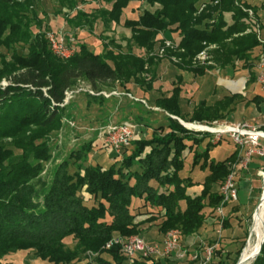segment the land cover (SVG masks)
<instances>
[{"label":"trees","instance_id":"trees-1","mask_svg":"<svg viewBox=\"0 0 264 264\" xmlns=\"http://www.w3.org/2000/svg\"><path fill=\"white\" fill-rule=\"evenodd\" d=\"M58 1L59 6L68 8L64 13L67 25L100 21L107 28L113 23L126 28L129 36L124 44L113 38L104 41L100 53L77 40L72 45L74 53L64 59L49 47L45 35L52 30L38 13L40 0H0V47L11 55L6 61L0 52V80H8L0 85V138L11 139L10 144L0 145V264L23 251H32L36 258L51 264L79 263L88 260L89 253L96 254L93 261L97 264H170L129 259L119 245L104 246L116 235H140L143 223L156 220H160L161 234L178 229L180 237L196 235L205 222V209L215 214L222 202L223 196L215 188L230 173L229 164L236 161L238 149L214 160L210 150L222 138L213 144L211 133L188 129L167 116V123L153 127L149 138L135 136L121 154H109L115 161L110 167L87 163L81 170L92 152L88 141L78 153L76 159L83 160L77 162L75 172L68 170L67 161L58 165L47 181L39 177L41 162L50 155L45 134L73 117L76 104L61 103L65 90L79 81L96 92L101 86L111 89L116 85L127 93L131 85L152 90L158 60L138 51L148 53L165 39L176 45L174 50L166 49V55L177 56L184 66L214 45L209 51L211 58L206 59L212 65L194 68L198 74L205 68H233L239 62L251 68L254 60L264 55V43L257 37V29L264 33V16L260 15L264 0H94L100 6L91 12L78 10V0ZM135 2L143 7L130 19L126 13ZM70 10L75 13L71 15ZM168 32L176 33L177 39L168 38ZM256 49L260 54L253 57ZM178 94L179 88H174L171 96L157 99L156 106L187 123L224 120L240 97L224 96L213 105L201 101L190 117H184ZM83 95L88 104L105 99L100 94ZM254 101L264 102L259 97ZM187 153L191 154L190 170L197 167L205 173L199 183L181 174ZM198 184L200 190L190 194L188 189ZM141 214L149 217L138 220ZM223 224L227 226V220ZM240 252L241 248L228 259L217 250V261L202 264H236ZM252 264H264V242Z\"/></svg>","mask_w":264,"mask_h":264},{"label":"rangeland","instance_id":"rangeland-1","mask_svg":"<svg viewBox=\"0 0 264 264\" xmlns=\"http://www.w3.org/2000/svg\"><path fill=\"white\" fill-rule=\"evenodd\" d=\"M88 1L89 0H82L84 4H87ZM58 3H59L58 0H40V3H38L39 15L42 17L44 23H46L47 25L48 24L50 25L51 30L54 33H57L58 28L62 26V22H63L64 15H65L64 13H68V8L66 6L61 7L59 6ZM79 3H80V0L77 1V4ZM139 3L135 2L130 5L126 13L128 18L135 19L138 16L139 11L143 7L142 6L143 4L141 3L139 4ZM95 5L100 6L99 3L98 4L95 3ZM92 8L93 7L91 8L87 7L88 9L87 11L91 12L93 10ZM56 11L59 12L58 15L56 14ZM44 12L45 14L46 13L47 14L45 15ZM248 15L252 16L249 11H248ZM260 15L264 16L262 11H260ZM227 20L230 22L228 14H227ZM66 24L67 23H65V27L63 28V31L61 32L64 36L66 35L65 37L69 39L70 41L69 43L71 45L75 44L77 40H80L81 42L83 41L87 44L88 49L93 50L97 53H100L102 51V44L104 41L110 38H113L115 43L124 44L125 39L129 36V31L126 28L122 27L121 25H116L113 23H111L107 28L99 24L98 21H95L93 25L83 24L81 26H75V25L67 26ZM88 26H91V28L88 29ZM80 31L82 32L80 33ZM262 35L264 37V33H262ZM167 37L173 40L177 39L176 33H172V32H168ZM214 48H215L214 45L208 46L207 48L203 50V53L200 55V57L203 60H206L207 58H211L209 51H211ZM1 51L6 55L5 60L9 61L11 55L9 53H6V50L3 47H0V52ZM23 52H26V50H24ZM259 54H260L259 49H256L253 52V57ZM2 57L3 56H1L0 59H3ZM175 57L178 58L177 56ZM237 64L238 65H236V67H240V62ZM253 65H255V67L257 68L258 58L254 60ZM157 71H158L157 74L159 75L157 76L155 80V84H154L155 87L161 88V91H169L171 89L172 84L174 83L170 62L167 59H164L163 64L159 65ZM246 73H247V70H243L240 68L236 70V72L234 73H231V72L230 73L228 72L227 73L225 72L216 73V71H214V74H212V72L208 71L205 77L201 78L202 80L201 83L203 84V88L201 87V92H207L209 94L212 92L214 87H216L217 92H221L223 89L222 81H225L228 84L229 83L232 85L239 84L240 86H242V83L241 84L238 83V79L241 78L242 76H245ZM230 78L233 80L229 81L231 80ZM7 82L8 80H6L5 78H2L0 80V85H5L7 84ZM247 87L248 86H246V88ZM99 89H102V90L99 92H96L90 87L89 84H87L84 81H79L73 88H70L72 95L69 97L68 99L69 101L67 100V102L69 103L70 101H73L76 104V107L73 112V117L64 119L63 124L61 125L60 128H58L57 130L55 129V130L49 131L45 134V137H46L45 142H46V145L49 147L48 152L50 155L48 159L43 160L41 162L42 169L39 173L40 179L42 180L44 179L48 181L51 178V175L53 171L57 168V166L60 164H65L67 163V161L69 162L68 170L71 173L75 172L76 166L78 165L77 162L80 160L81 161L83 160L82 158H80L79 160L76 159L79 156L78 153L81 154V151H82L81 146L87 143L88 141H91V144H92L91 151L92 152L89 154L88 161L82 162L81 170H82V167L87 163L98 165L102 167L103 169L108 168L115 163V161L109 157V154L113 152L111 150L108 151L107 149L101 148L99 141H98V136H97V133H98L97 128L100 125L106 124L107 122L97 125V123L95 124V121H94L93 126L91 125L89 127L88 126L83 127V125H87V124H84V122H87V121H81V119L79 118V115H81L83 111H86V110H83V108L85 109L86 106L81 105L83 99L85 98V96L83 95L84 92L89 93V90H92L94 92V94L92 95L100 94L103 96H105L103 93L109 94V96L110 95L112 96V94H114L113 93L114 90L112 88L110 89L107 86H101V88ZM130 93L134 96H137L139 100L142 98L140 96L143 95L142 90L133 85H131L130 87ZM153 93L151 94L152 97H154ZM109 96H105V97H109ZM124 97L130 99L129 95L124 96ZM145 99L148 101L147 103L148 106H151V100H152L151 97L146 95ZM134 103H136L137 106H139V108L143 107V105L140 102H134ZM253 109H254V106L245 105V101L243 100L238 101L235 105V111L233 112V114L228 116L227 123L248 122V123H253V124L263 126L264 125V117H263L264 115L261 113H257V114L254 113L252 111ZM123 112H126V109ZM127 112L133 115L136 111L132 108L129 110L127 109ZM118 113L122 114V110L119 111ZM155 114L159 116L157 117L158 119H155V124L158 123L159 120H161L163 124L167 123L168 119L164 115L157 113V112H155ZM141 135H142V132H141ZM211 141L214 144L217 142V139L214 138V136L212 135ZM10 143H11L10 138H0V145H7ZM233 147H234V144L231 141V139L228 136H224L222 137V140L219 143H216L215 145L212 146L210 150V156L214 160L223 159L232 151ZM186 155L189 160L190 155L189 154H186ZM259 160L261 161L260 162L261 168L258 169L255 172V174L251 176L254 181V184L258 186L257 188L258 190L253 191L252 195H250L249 201L245 200L243 211H245L246 216L253 210V207H255L257 203H259V200H260V197L263 191V179H262V176L259 174V171L260 170L264 171V157H260ZM189 164L190 163L188 162L185 167V170L182 171L181 174H189L192 176V179L194 182H197V183L201 182V179L205 173L200 171L197 167L190 170ZM237 188H238L237 189L238 194L240 195L243 188L241 185H239V187ZM198 189L199 187L195 185L193 187H190L188 189V192L190 194H193L194 192L197 193L199 191ZM82 191H83L82 192L83 198L87 199L89 197L88 194L84 191V189H82ZM257 208L258 206L256 207V209ZM136 212H141V211L137 210ZM252 215L249 214L247 217H244L245 218L244 223L234 224L233 230L230 233L231 236L229 237L225 236V239H229L226 244H221V241L217 243H214V242L212 243L210 241L211 243H209L205 239L203 240L204 241L203 244L202 243L198 244V242H196L194 247L192 246L193 251L192 250L188 251L187 246H184V242L182 241V239H180V246L182 247V249L184 250L186 249L185 251L186 254H185V257H183L182 259L174 263L188 264V262L191 261L192 259L195 261L194 264H201L203 262H207L211 260L217 261L218 258H220V256L218 253H215L216 249H220V253L222 254V256L228 255L229 257L228 259L234 258L235 252L239 248H241V251L243 252L242 249H244L249 239V236L252 231V225H251ZM148 217L149 216L147 214H141L137 218H139L138 220H141V219L143 220V219H147ZM152 225L154 226L152 227V230L149 232L145 230L146 225L140 226V229L142 231L140 233V237L144 238L146 242H154V241L161 239L160 237L161 233L159 232V229L155 227L157 226V224H152ZM224 234H226V232ZM66 244L68 246H72V243L68 241L66 242ZM210 246H213V250L211 252L209 260H206V257H207L206 249ZM194 255L198 256L197 259L194 258ZM88 258L89 259L85 260V262L87 261L90 264H97L96 262L93 261V258H94L93 255L90 256L89 254ZM253 260L249 264H252ZM82 262L83 261L79 263H74V264H82ZM3 263L4 264H51L48 261L36 258L32 251H23V252L15 253L12 256H10L8 259H5Z\"/></svg>","mask_w":264,"mask_h":264},{"label":"crops","instance_id":"crops-1","mask_svg":"<svg viewBox=\"0 0 264 264\" xmlns=\"http://www.w3.org/2000/svg\"><path fill=\"white\" fill-rule=\"evenodd\" d=\"M252 2L258 3L259 0H252ZM95 3L97 4V2L94 0H89L87 4H84L82 1H80V3L77 4L76 8L78 10H83V11L88 12L87 7L88 8L94 7L96 6ZM74 10L69 11L71 15L75 13ZM262 13L264 14V11H262ZM98 22L99 24L103 25L100 21ZM65 23L66 22L63 19L62 26L58 28L57 33H62L61 31H63V28L65 27ZM81 32L82 31H80V33ZM157 50H158V47H155L153 50L149 51L148 53H145L143 50H139L138 52L140 53V55H143L146 57H153L155 60L156 59L158 60L157 62L158 64L156 65V68H155V80L157 76L159 75L157 74L158 72L157 69L159 65L163 64V60L167 59L170 62L171 72L173 74V79H174V83L172 84L171 89L169 91H161V88L155 87L154 85L155 80H154L153 82L154 87L150 91H145L143 88L137 87L141 89L143 92V95L140 96L142 97L140 100L138 99L137 96L132 95L130 92L129 93L125 92L124 89H122L120 86H117V85L112 88L114 92L116 93L112 94V96L110 95L109 97H105V99H103L102 101L92 100L88 104L86 101V98H84L81 105L86 106L85 109L82 107L83 110H86V111L82 110L83 112L81 113V115H79V118L81 119V121H87V122H84V124H87V125H83V127H86V126L89 127L91 125L93 126L94 121H95V124L97 123V125L108 122V121L109 122L129 121L131 123L136 122L134 123L137 126L136 136H143L145 138H149L153 127H156L158 125H164L161 122V120H159V122L155 124V119H158L157 117H159L155 114V112L164 115L166 118L167 116H170L171 118L176 117L173 115H169L168 112L157 107L156 100L159 98H167L171 96L173 89L177 87L179 88L177 102L180 108V113L184 117H190L194 108L201 101H204L206 105H213L216 101L222 99L224 96H231L233 94L240 95V97L235 100V102L231 106V110L226 114V117L224 120L217 119L215 121L227 122L228 116L233 114V112L235 111L236 103L241 100L245 101V105L254 106V109L252 110L254 113L256 114L261 113L264 115V102H260L259 104H256L254 101L255 97H259L260 99L264 100V81H259L258 77H259L260 70L258 69V67L256 68L255 65H252L251 68H244L241 66V63H240V67L235 66L229 69H219V68L207 69L205 68L203 74H198L193 71L194 68L212 65V62L203 60L201 57H198L199 53L193 58L190 66H184L180 63V58H176L175 55L167 56L165 53V55L160 57L156 55ZM172 56H174L175 59H173ZM239 68L243 70H247L246 75L238 79V83L240 84L242 83V86H240L239 84L232 85L230 83L228 84L225 81H222L223 89L221 92H217L216 87H214L212 92L209 94L207 92H201V87L203 88V84L201 83L202 81L201 78H204L208 71L212 72V74H214V71H216V73L217 72L234 73ZM251 75H254L255 77L253 80H251V77H252ZM232 80L233 79L229 81H232ZM246 86L248 87L246 88ZM152 93L154 94V97L151 96ZM127 94L131 95L132 98L129 96L131 100L124 97V96H127ZM146 95H148L152 99L151 106H148L147 104L148 101L145 99ZM133 98H137L138 100H134ZM134 102H140L143 105V107L139 108V106H137V104ZM132 108L136 111L133 115L127 112V109L129 110ZM125 109H126V112H123ZM121 110H122V114L118 113ZM174 119H177V117ZM193 122L199 123V124L209 123L208 121H205V120L202 122L200 121H193ZM141 132H142V135H141ZM234 150H237L235 145L231 152H233ZM129 152L130 150H128L125 154L126 155L129 154ZM187 154L190 155L189 157L190 159L188 160V157L186 155V160H185L186 165L188 162L190 163L191 161V154L190 153H187ZM237 155H239V150L237 151ZM260 162L261 161L259 160L258 156H253L251 160V164L246 169H241L237 171L236 176H235L236 187H239V185H241L243 190L241 191L240 195L238 194V191H237V199L235 201L224 203L222 207L221 216L218 215L217 213L215 214L209 213L210 209H205V216H206L205 222L203 226L199 229L198 233L196 235L180 237V239H182V241L184 242V246H187L188 251H191V250L193 251L192 246L194 247L196 242H198V244L200 243L203 244L204 243L203 240L205 239L209 243L211 242L217 243L221 241V244H226L229 239H225V236L227 237L231 236L230 233L233 230L234 224L244 223L245 221L244 217H247L249 214L252 215L254 213L258 203L255 205V207H253V210L247 216L245 214V211H243L244 209L243 207H244L245 200L249 201L250 195H252L253 191L258 190L257 189L258 186L254 184V181L251 176L255 174V172L258 169L261 168ZM189 176L192 178L191 175ZM196 186H198L199 187L198 190H200L201 186L199 184ZM215 190L219 191V186H217ZM224 220H227V226L223 224ZM159 222L160 220L146 222V223H143L141 226L146 225L145 230L149 232L152 230V227L154 226L152 224H157V226L155 227L158 228ZM225 232L226 234H224ZM163 236L164 234H161L160 236L161 239L154 241V242L161 241L163 239ZM217 250H219L220 252V249H216L215 253H217ZM156 260H163L170 264H176L174 262H177L180 259H178L175 253H173L171 256L160 258V259H153L151 261H156ZM151 261H146V262L150 263ZM84 263L85 261L82 262V264ZM194 263L195 261L193 259L188 262V264H194Z\"/></svg>","mask_w":264,"mask_h":264},{"label":"built area","instance_id":"built-area-1","mask_svg":"<svg viewBox=\"0 0 264 264\" xmlns=\"http://www.w3.org/2000/svg\"><path fill=\"white\" fill-rule=\"evenodd\" d=\"M252 15V11H250ZM258 28V27H256ZM46 39L51 51L64 59L70 57L74 53V46H72L62 33H54L52 31L46 32ZM257 37L261 43H264V37L259 29H257ZM176 45L168 39H165L161 46L158 47L156 55L163 56L166 49H175ZM203 53L200 52L198 57ZM175 59L174 56H172ZM259 81H264V55L260 54L258 59ZM90 94H94L89 90ZM114 94L116 92H113ZM105 96L109 94L103 93ZM112 94V93H110ZM72 95L70 89L65 90V97L61 105L67 104V100ZM131 97L130 94H127ZM132 98V97H131ZM138 100L137 98H133ZM69 101V100H68ZM197 128H189L200 132H209L214 138L220 140L224 136H228L236 148L239 150V155L233 163L229 164L230 173L225 178L223 184L219 187V191L223 196L221 204L216 208V213L222 215V207L224 203L235 201L237 199V187L235 176L238 170L246 169L253 156L264 157V125L260 126L248 122H217L199 124L191 122ZM186 127V126H185ZM137 126L134 123L121 121V122H108L100 125L97 128V136L100 147L112 151L115 154H121L125 150L131 140L136 136ZM262 170L259 171L261 175ZM180 231L172 229L166 232L163 239L158 242H146L139 235H131L122 237L119 235L113 236L105 244V249H109L114 245H119L120 251L125 254L129 259H138L142 261H151L153 259H160L171 256L175 253L178 259L185 256V250L180 246ZM213 246L206 249V260H209ZM90 256H95V253H89ZM196 255H194V258ZM204 263V262H203ZM202 264V263H201Z\"/></svg>","mask_w":264,"mask_h":264},{"label":"bare ground","instance_id":"bare-ground-1","mask_svg":"<svg viewBox=\"0 0 264 264\" xmlns=\"http://www.w3.org/2000/svg\"><path fill=\"white\" fill-rule=\"evenodd\" d=\"M185 125L189 128H197V126L191 123L185 122ZM261 176L263 179V191L258 203L259 205H257L258 208L252 215L251 234L237 264H249L253 260V256L257 253L260 243L264 238V171H262Z\"/></svg>","mask_w":264,"mask_h":264},{"label":"water","instance_id":"water-1","mask_svg":"<svg viewBox=\"0 0 264 264\" xmlns=\"http://www.w3.org/2000/svg\"><path fill=\"white\" fill-rule=\"evenodd\" d=\"M174 118H176V117H174ZM177 120H178L183 126H186L184 121H182V120L179 119V118H177ZM263 242H264V238H263L262 242L260 243V247H259L257 253L254 254L253 259H254V258L257 256V254L259 253V251H260V249H261V246H262ZM242 250H243V249H242ZM241 254H242V251H241V253H240V255H239V258H240V256H241ZM239 258H238L237 262L239 261ZM237 262H236V264H237Z\"/></svg>","mask_w":264,"mask_h":264}]
</instances>
